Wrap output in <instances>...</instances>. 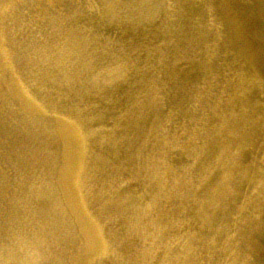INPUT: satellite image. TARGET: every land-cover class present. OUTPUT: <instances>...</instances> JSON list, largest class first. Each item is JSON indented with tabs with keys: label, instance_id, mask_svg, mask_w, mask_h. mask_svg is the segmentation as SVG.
<instances>
[{
	"label": "rangeland",
	"instance_id": "rangeland-1",
	"mask_svg": "<svg viewBox=\"0 0 264 264\" xmlns=\"http://www.w3.org/2000/svg\"><path fill=\"white\" fill-rule=\"evenodd\" d=\"M234 7L257 33L262 0H16L3 19L11 69L0 62V264H76L85 246L56 174L61 122L28 113L16 81L98 130L83 183L118 257L96 264H213L238 166L220 117L244 142L250 131L238 119L249 90L233 92L252 74Z\"/></svg>",
	"mask_w": 264,
	"mask_h": 264
},
{
	"label": "bare ground",
	"instance_id": "bare-ground-1",
	"mask_svg": "<svg viewBox=\"0 0 264 264\" xmlns=\"http://www.w3.org/2000/svg\"><path fill=\"white\" fill-rule=\"evenodd\" d=\"M15 2L16 0L0 1V62L10 69V52L6 47L7 39L3 19L7 10ZM262 9L259 23L256 26L258 32L254 34L249 29L250 27L247 28L244 25V20L238 17L237 7H234L235 17L232 20L234 36L240 42L242 49L240 51H247L249 69L252 74L245 76L248 83V87H245L246 91H243L244 87L240 88L238 83L237 89L233 92L245 94L249 90L246 98L242 100L243 105L241 106L247 114L237 115L238 119L245 116L247 122L250 120V131L247 132V140L244 142L245 136L241 135L243 134L242 126L235 122V128L229 127L228 116L227 118L226 116L220 117L221 133L224 134L228 131L230 135L232 131L234 139L230 140V144L226 143L228 146L223 144L218 155L223 157L225 147L227 146L229 150L233 146L235 149V151L233 150L234 161H238V166L235 163L232 172H229L232 173L230 190L232 200L229 207L232 218L230 224L227 222V218L225 220V217L220 215L213 225L214 233L217 235L212 243L215 252L213 264H264V134L256 131L257 109L260 110V131L264 129V0H262ZM237 59L239 60L238 57ZM239 71L236 76L241 78L243 74H239ZM11 79L13 78L11 77ZM17 85L23 86L18 81L14 82L18 97L24 103L28 113L32 115L53 113L61 122V126L57 130V136L61 139L63 146L56 171L59 189L65 203L74 214L80 234L85 241L84 248L79 251L76 257V264H96L97 261L106 259L115 261L118 253L115 255L112 249L111 232L107 230L105 221L93 212L94 207L90 204L92 191L83 183L87 184L88 168L94 159L93 145L90 144V138L93 137L91 132L98 130L87 128L81 118L58 112L56 107L30 96L24 90L19 89ZM251 90H253L252 92L257 91V93L248 98L252 94ZM235 98H239V96L236 95ZM243 143L248 147L249 155L246 162L239 163L241 148L245 147ZM225 165L224 162L220 166L222 177H225L226 174ZM222 187L220 184V199L227 192L225 189H221ZM117 204V199L107 201V205L110 207ZM202 240L206 241L203 237Z\"/></svg>",
	"mask_w": 264,
	"mask_h": 264
}]
</instances>
